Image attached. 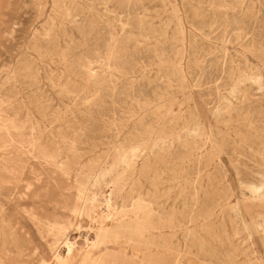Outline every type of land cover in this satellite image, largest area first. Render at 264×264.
Segmentation results:
<instances>
[{
    "label": "rangeland",
    "instance_id": "1",
    "mask_svg": "<svg viewBox=\"0 0 264 264\" xmlns=\"http://www.w3.org/2000/svg\"><path fill=\"white\" fill-rule=\"evenodd\" d=\"M63 223L70 264H264V0H0V264Z\"/></svg>",
    "mask_w": 264,
    "mask_h": 264
},
{
    "label": "bare ground",
    "instance_id": "2",
    "mask_svg": "<svg viewBox=\"0 0 264 264\" xmlns=\"http://www.w3.org/2000/svg\"><path fill=\"white\" fill-rule=\"evenodd\" d=\"M181 67V66H180ZM181 74H183V73H181ZM184 75V74H183ZM182 75V76H183ZM181 76V78H185V76H183L182 77ZM198 77H200V76H198ZM197 77V78H198ZM201 79V78H200ZM199 79V80H200ZM158 87V86H157ZM165 87V86H164ZM167 87V86H166ZM159 88V87H158ZM168 88V87H167ZM170 89V88H169ZM153 90V89H152ZM155 91H156V89H154ZM161 90V89H160ZM169 91V90H168ZM155 93V92H154ZM157 93V92H156ZM155 93V94H156ZM162 93H163V91H162ZM165 93V92H164ZM152 94V93H151ZM157 95V94H156ZM152 96H154V94L152 95ZM158 96H159V94H158ZM162 96V95H161ZM154 98V97H153ZM157 98V97H156ZM160 98V97H159ZM162 99L164 98V94H163V97H161ZM157 101V100H156ZM143 104H145V102H143ZM143 104H141V105H143ZM148 104H150V103H148ZM144 106H146V105H144ZM143 106V107H144ZM165 107V106H164ZM195 107V106H194ZM166 108V107H165ZM193 110H194V108H193ZM195 112H196V110H195ZM8 121V120H7ZM166 126V125H165ZM164 127V126H163ZM162 128V127H161ZM167 128H169V127H167ZM161 130H163V129H161ZM165 131H163L162 133H164ZM166 133H167V131H166ZM137 135V134H136ZM171 135V134H170ZM140 136V135H139ZM159 136H161L160 135V133H159ZM143 137H145V136H143ZM162 137V136H161ZM135 138H136V136H135ZM151 138V137H150ZM142 139V138H141ZM135 140V139H134ZM143 140H141L140 142H142ZM145 141V140H144ZM150 141V140H149ZM156 142V141H155ZM187 143V142H186ZM137 144V143H136ZM194 145V144H193ZM195 146V145H194ZM262 146V145H261ZM132 147V146H131ZM133 147H135V145H133ZM148 148V147H147ZM202 149V148H201ZM162 150H164V149H162ZM170 150V149H169ZM176 150V149H175ZM184 150V149H183ZM215 150V149H214ZM161 151V150H160ZM211 151V150H210ZM191 152V151H190ZM213 152H215V151H213ZM166 154V153H165ZM189 154V153H188ZM154 155V154H153ZM152 155V156H153ZM162 155V154H161ZM183 155V154H182ZM206 155V154H205ZM132 158V157H131ZM130 158V159H131ZM146 158V157H145ZM156 158V157H155ZM197 157H195V159H196ZM181 159V158H180ZM190 159V158H189ZM194 159V158H193ZM136 160V159H135ZM158 160V159H157ZM165 160V159H164ZM147 161V160H146ZM186 161V160H185ZM181 162V161H180ZM196 162V161H195ZM128 163V162H127ZM133 163V162H132ZM164 163V162H163ZM198 163V162H197ZM103 164V163H102ZM131 164V163H130ZM146 164V163H145ZM154 165V164H153ZM159 165V164H158ZM186 165V164H185ZM192 165V164H191ZM194 165V164H193ZM198 165V164H197ZM130 167V166H129ZM128 167V168H129ZM142 167V166H141ZM162 167V166H161ZM165 167V166H164ZM135 168V167H134ZM154 168V167H153ZM187 168V167H186ZM185 168V169H186ZM197 168V167H196ZM147 169V168H146ZM184 169V170H185ZM194 169V168H193ZM135 171V170H134ZM140 171V170H139ZM139 171H137V172H139ZM148 171V170H147ZM192 171V170H191ZM178 172V171H177ZM188 172V171H187ZM11 173V172H10ZM141 173V172H140ZM130 174V173H129ZM148 174V173H147ZM197 174H198V172H197ZM119 175H122V172H121V174H119ZM124 175H125V173H124ZM135 175V174H134ZM143 175V174H142ZM188 175V174H187ZM118 177V176H117ZM125 177V176H124ZM124 177H122V178H124ZM182 177H183V175H182ZM113 179V178H112ZM127 179V178H126ZM137 179V178H136ZM120 180V179H119ZM116 181H117V179H116ZM129 181V180H128ZM136 181V180H135ZM121 182V181H120ZM122 182H124V181H122ZM132 182H134V181H132ZM195 182V181H194ZM112 183H115V182H112ZM116 183H118V182H116ZM131 184V183H130ZM119 184H117L116 185V187L118 186ZM138 185V184H137ZM190 185V184H189ZM140 186V185H139ZM120 187V186H119ZM119 187L118 188H115V189H119ZM124 187V186H123ZM129 187H131V185L129 186ZM109 188H110V185H109ZM109 188H108V190H109ZM139 189V188H138ZM193 190V189H192ZM134 191V190H133ZM136 191H137V189H136ZM135 191V192H136ZM155 191V190H154ZM110 194H111V192H110ZM131 194H132V192H131ZM192 194H193V192H192ZM130 195V194H129ZM90 196V195H89ZM111 196V195H110ZM157 196V195H156ZM109 197V196H108ZM122 197V196H121ZM144 197V196H143ZM143 197H142V199H143ZM146 197V196H145ZM189 197V196H188ZM187 197V198H188ZM218 197H219V195H218ZM120 198V197H119ZM138 198V197H137ZM195 198V197H194ZM107 199V198H106ZM112 199V198H111ZM132 199H133V197H132ZM141 199V200H142ZM148 199H150V198H148ZM191 199V198H190ZM130 200V199H129ZM135 200V199H134ZM140 200V204H141V201ZM187 200V199H186ZM97 200H96V195H91L90 197H89V199H88V202H89V205H90V208L92 209V207H93V205H94V203L96 202ZM113 201V200H112ZM111 201V202H112ZM147 201V200H146ZM152 201V200H151ZM151 201H149V203L151 202ZM197 201V200H196ZM118 202V201H117ZM145 202V201H144ZM144 202H142V204H144ZM155 202V201H154ZM193 202H194V200H193ZM108 203V202H107ZM113 203V202H112ZM124 203H126V202H124ZM135 203V202H134ZM138 203V202H137ZM156 203V202H155ZM213 203V202H212ZM105 204V203H104ZM139 203H138V205H140ZM141 204V205H142ZM146 204V203H145ZM185 204V203H184ZM191 204H193V203H191ZM218 204H220V203H218ZM108 205H110V204H108ZM124 205V204H123ZM130 205V204H129ZM135 205V204H134ZM147 205V204H146ZM201 205H203V204H201ZM238 205V204H237ZM113 206V205H112ZM69 207V206H68ZM116 207V206H115ZM114 207V208H115ZM144 207V206H143ZM202 207V206H201ZM207 207V206H206ZM113 208V209H114ZM127 208V207H126ZM133 208V207H132ZM137 208V207H136ZM136 208H134V209H136ZM154 208V207H153ZM159 208V207H158ZM190 208H191V206H190ZM71 209H72V207H71ZM105 209H108V208H105ZM123 209V208H122ZM152 209V208H151ZM150 209V210H151ZM169 209V208H168ZM209 209V208H208ZM83 210H84V208H83V206L81 207V208H79L78 210H73V211H71V213H72V215H74V217H82L83 216ZM101 210V209H100ZM104 210V209H103ZM103 210H101V211H103ZM126 210V209H125ZM128 210V209H127ZM126 210V211H127ZM133 210V209H132ZM173 210H174V208H173ZM201 210V209H200ZM210 210V209H209ZM69 211H70V209H69ZM135 211V210H134ZM165 211V210H164ZM163 211V212H164ZM177 211V210H176ZM105 212H107V210L105 211ZM120 212V211H119ZM136 212V211H135ZM165 212H167V211H165ZM172 212V211H171ZM202 212V211H201ZM204 212V211H203ZM90 213H94V211L93 210H91V212ZM115 213V212H114ZM134 213V212H133ZM197 213V212H196ZM212 213V212H211ZM96 214V216H98V219H103V217H102V214L101 213H95ZM105 214V213H104ZM124 214H125V212H124ZM128 214V213H127ZM130 214V213H129ZM167 214V213H166ZM192 214V213H191ZM201 214V213H200ZM152 215V214H151ZM207 215V214H206ZM109 216V215H108ZM116 216V215H115ZM135 216V215H134ZM202 216H204V215H202ZM208 216V215H207ZM151 217V216H150ZM173 217V216H172ZM34 218H36V217H34ZM147 218V217H146ZM149 218V217H148ZM161 218V217H160ZM166 218V217H165ZM192 218V217H191ZM32 219H33V217H32ZM54 219V218H53ZM75 219V218H74ZM141 220H142V218H141ZM146 220H148V219H146ZM204 220V219H203ZM75 221V220H74ZM195 221L196 220H194V223H195ZM80 222V221H79ZM107 222V221H106ZM149 222V221H148ZM152 222V221H151ZM160 222V221H159ZM212 222V221H211ZM215 222V221H214ZM49 223V222H48ZM137 223V222H136ZM173 223V222H172ZM208 223V222H207ZM129 224H130V222H129ZM128 223H127V226L129 225ZM146 224H148V223H146ZM145 224V225H146ZM163 224V223H162ZM50 225H51V223H50ZM71 225H72V223H63V224H61V225H59L58 226V229H57V233L55 234V238H56V241H55V243L53 244V247L51 246L50 247V249H49V253H50V258H51V261L54 263V264H70L71 262H73L77 257H78V255H79V251L77 250V245L75 244V242H71V241H69L67 238H66V234L68 233V230H69V228H72L71 227ZM125 225V224H124ZM132 225V224H131ZM153 225V224H152ZM156 225H158V224H156ZM201 225V224H200ZM135 226V225H134ZM133 226V227H134ZM169 226V225H168ZM204 226V225H203ZM207 226H209V225H207ZM49 227V226H48ZM126 227V226H125ZM129 227V226H128ZM140 227H141V225H140ZM147 227V226H146ZM145 227V228H146ZM149 227V226H148ZM151 227H153V226H151ZM54 228V227H53ZM131 228H132V226H131ZM144 228V227H143ZM166 228V227H165ZM173 228V227H172ZM180 228V227H179ZM206 228V227H205ZM219 228V227H218ZM134 229V228H133ZM146 229H148V228H146ZM162 229V228H161ZM167 229V228H166ZM203 229V228H202ZM220 229V228H219ZM46 230V229H45ZM72 230V229H71ZM150 230H151V228H150ZM190 230V229H189ZM208 230V229H207ZM51 231V230H50ZM76 231V230H75ZM78 231H79V228H78ZM101 231V230H100ZM137 231V230H136ZM52 232V231H51ZM222 232V231H221ZM138 233H142V232H138ZM146 233V232H145ZM50 234V233H49ZM115 235V234H114ZM168 235V234H167ZM112 236V235H111ZM97 237H98V234H95V238L97 239ZM118 237H119V235H118ZM155 237V236H154ZM173 237V236H172ZM213 238V237H212ZM149 239V238H148ZM156 239V238H155ZM208 239V238H207ZM170 240V239H169ZM216 240V239H215ZM58 241H61V242H58ZM171 241V240H170ZM209 241V240H208ZM83 242L86 244V246H89L91 249H93L94 247H95V241H91L90 239H88V237H85V238H83ZM159 244V243H158ZM171 244V243H170ZM175 244V243H174ZM60 245H62V247L65 249V251H66V254L65 255H62L61 253H60V251L58 250L59 248H60ZM160 246V245H159ZM166 246V245H165ZM162 247V246H161ZM164 249V248H163ZM177 249H178V247H177ZM166 250V249H165ZM177 251V250H176ZM90 252H91V250H88V251H86L85 252V254L83 255V257H82V259H81V264H85V263H88V264H93L92 262H91V260H89V257H90ZM111 252V251H110ZM36 255V254H35ZM227 255H229V254H227ZM36 257V256H35ZM226 257H229V256H226ZM37 258H38V262H37V264H52V262L51 261H47L42 255H40V254H37ZM48 258V257H47ZM89 261V262H88ZM224 261H226V258H225V260ZM2 262V261H1ZM51 262V263H50ZM173 262V261H172Z\"/></svg>",
    "mask_w": 264,
    "mask_h": 264
}]
</instances>
